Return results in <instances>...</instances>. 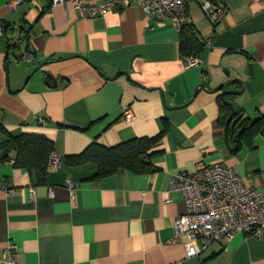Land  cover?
I'll list each match as a JSON object with an SVG mask.
<instances>
[{
    "label": "crops",
    "instance_id": "obj_1",
    "mask_svg": "<svg viewBox=\"0 0 264 264\" xmlns=\"http://www.w3.org/2000/svg\"><path fill=\"white\" fill-rule=\"evenodd\" d=\"M195 2L202 15L191 3L187 15L204 50L187 67L180 32L137 5L80 19L69 0H0V184L11 186L0 190V264H264V238L239 234L187 258L176 236L185 206L173 174L223 163L264 191L263 136L234 153L219 104L225 93L244 118L264 117V0H218L216 23ZM164 129L155 172L93 180L95 164H65L92 143ZM21 134L44 136L61 160L43 184L14 165Z\"/></svg>",
    "mask_w": 264,
    "mask_h": 264
},
{
    "label": "built area",
    "instance_id": "obj_2",
    "mask_svg": "<svg viewBox=\"0 0 264 264\" xmlns=\"http://www.w3.org/2000/svg\"><path fill=\"white\" fill-rule=\"evenodd\" d=\"M66 0H51L53 6H61ZM74 15L80 19H97L108 13L137 5L141 11L155 20L169 21L178 31L189 25L188 5L199 1L211 23H216L225 12L218 0H69ZM187 67L198 64L197 57L185 58ZM125 119L132 115L125 112ZM40 122L44 124V120ZM61 160L53 153L48 167L58 168ZM231 168L223 163L200 161L194 172L173 174L170 190L181 194L184 213L175 217L177 238L185 239L187 258L205 252L212 244L227 245L241 234L257 239L264 238V191L244 184ZM70 186L71 182L68 181ZM9 184H0L6 192ZM50 194L52 195L53 192ZM31 191V196H33ZM15 249L10 246L9 250ZM8 260L7 257H5Z\"/></svg>",
    "mask_w": 264,
    "mask_h": 264
},
{
    "label": "trees",
    "instance_id": "obj_3",
    "mask_svg": "<svg viewBox=\"0 0 264 264\" xmlns=\"http://www.w3.org/2000/svg\"><path fill=\"white\" fill-rule=\"evenodd\" d=\"M8 30V29H7ZM23 24L21 33L25 32ZM197 35L194 27L189 23L186 28L180 31L179 51L181 56L186 58L195 56L204 50V43ZM10 41L9 51L11 54L15 47ZM226 96L219 100L221 123L226 127L228 143L237 144L234 153L242 147L254 148V139L257 136L264 138V117H258L254 121L244 118L241 112H232L229 105L224 101ZM166 125V123H164ZM166 127V126H165ZM165 129L159 135L151 138L132 139L127 142L119 143L113 147H103L97 143L90 144L82 153L76 156L65 158L68 167L84 165L87 163L95 164L96 173L91 179H100L114 174L118 169H126L137 174L152 173L156 168L150 164L151 159L158 156L160 152L152 151L163 137ZM236 139V140H235ZM10 142L16 148L14 165L18 169H25L35 172L38 184H43L47 179V167L49 157L53 153V143L42 135L21 134L12 137Z\"/></svg>",
    "mask_w": 264,
    "mask_h": 264
},
{
    "label": "water",
    "instance_id": "obj_4",
    "mask_svg": "<svg viewBox=\"0 0 264 264\" xmlns=\"http://www.w3.org/2000/svg\"><path fill=\"white\" fill-rule=\"evenodd\" d=\"M203 87H204V85H203ZM222 87H223V86H221L220 88H222ZM232 92H233V91H232ZM224 94H225V93H222V94H221V97L224 98ZM224 101L229 105V107L231 108V111L234 112V111H233L234 109H233V106L231 105V103H229V102L226 101V100H224ZM228 122H229V121H228ZM228 122H226V128L229 126V123H228ZM235 140H236V139H235ZM235 147H237V144H236ZM235 147H234V148H235Z\"/></svg>",
    "mask_w": 264,
    "mask_h": 264
},
{
    "label": "rangeland",
    "instance_id": "obj_5",
    "mask_svg": "<svg viewBox=\"0 0 264 264\" xmlns=\"http://www.w3.org/2000/svg\"><path fill=\"white\" fill-rule=\"evenodd\" d=\"M190 5H191L192 8H194V9L197 10V11H199V14H200V15H202V14H201V10H200V8L198 9V6H197V4H196L195 1L191 2Z\"/></svg>",
    "mask_w": 264,
    "mask_h": 264
}]
</instances>
